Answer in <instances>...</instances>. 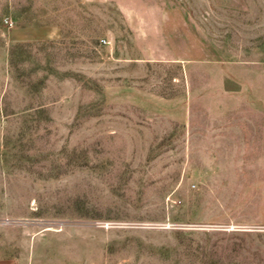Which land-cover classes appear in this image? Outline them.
Segmentation results:
<instances>
[{"label":"rangeland","instance_id":"374dc122","mask_svg":"<svg viewBox=\"0 0 264 264\" xmlns=\"http://www.w3.org/2000/svg\"><path fill=\"white\" fill-rule=\"evenodd\" d=\"M0 264H264V0H0Z\"/></svg>","mask_w":264,"mask_h":264}]
</instances>
